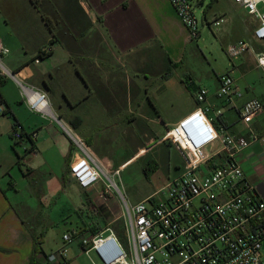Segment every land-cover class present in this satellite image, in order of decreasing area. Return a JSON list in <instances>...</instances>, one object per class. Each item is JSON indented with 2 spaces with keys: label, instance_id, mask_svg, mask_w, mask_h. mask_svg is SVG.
I'll return each instance as SVG.
<instances>
[{
  "label": "crops",
  "instance_id": "0c3cea01",
  "mask_svg": "<svg viewBox=\"0 0 264 264\" xmlns=\"http://www.w3.org/2000/svg\"><path fill=\"white\" fill-rule=\"evenodd\" d=\"M228 1L233 4L231 0ZM79 6L92 25L86 37H90V30H97L100 33L109 61L100 59L98 67L95 55L86 53L79 57L76 63H71L65 48L58 43L50 45L52 36L39 17L42 34L35 33L40 43L31 48L34 52L33 58L28 64L12 66L10 69L27 86L45 93L47 98L56 95L58 91L61 102H56L54 108L48 99L55 119L43 118L30 112L20 94L18 99L11 98L6 92V87L0 89V96L7 106V111L0 116V264H42L46 256L62 248L66 250L65 258H59L53 264H84V256L87 257L91 252L83 251L78 238L84 236L90 239L99 234L105 235L106 229L119 220L118 210L112 209V205L118 203V200L114 195L104 194L102 181L87 190H82L73 181L69 174V166L80 153L75 148L72 138L82 141L92 158L104 172L109 173L112 161L104 151L107 144L106 135L110 132L105 134L101 132L104 121L112 122L110 125L114 127L112 130H115L127 124L125 122L130 117L128 113L131 105L135 109L148 112L142 102L143 97L148 96L147 90L137 86L138 93L133 101H127L126 110L111 115L97 95L91 91L88 77L92 79L98 77L99 83L109 88L108 75L112 73V59L127 61L134 57L136 68L147 69V66L153 67L155 63L156 66H162L161 57L156 59L154 56H147L142 62L137 59L140 53H149L151 50L161 54L162 59L164 56L169 58L177 68L191 42L188 30L181 24L167 0H80ZM56 45L65 50V61L56 67H44L43 64L53 56V47ZM44 48L50 50L49 55L43 59H35L37 53ZM172 70L169 75L163 72L160 78L167 80ZM85 71H88L89 75L85 74ZM85 78L88 82L86 85ZM119 80L125 84L126 90H129L127 82L122 78H118ZM190 80L182 85L192 101L191 106L183 110L170 123L171 125L195 108L192 97L196 89L207 88L198 86ZM5 83L6 80L0 88ZM216 88L217 81L213 90L207 88L209 91L207 102L211 106L209 115L212 113L210 117L214 116V110L218 109L222 113L218 122L214 121V125H223L227 132L232 134H245V128L239 121L240 108L245 101L257 97H246L240 101L241 97L229 105L215 99L213 92ZM91 98L95 101H91ZM260 101L264 104V99ZM12 103L16 106L11 107ZM151 104L155 109L154 104L152 102ZM154 112L158 114L156 110ZM150 115L153 116V111ZM132 119L128 124L132 125L138 120L143 122L139 118ZM15 122L20 125L21 134L27 136L36 134L32 141L34 145L32 152L31 143L25 136L17 143L12 141L11 133ZM238 126L241 127L240 130H237ZM250 127L253 131L264 134V112L252 121ZM156 143L161 142L158 140ZM136 156L133 152L129 159L120 163L121 165L119 164L112 172H118ZM237 160L245 179L254 188L258 197L264 200V146L256 144L247 148L237 155ZM33 195L46 200L48 205L45 210L41 208L37 212L42 214V217L38 218L37 229L29 227L24 218V215L33 213L30 207ZM59 221L63 224L69 222V228L61 233L60 238H50V232L56 224L54 222ZM33 233L42 235V251L36 255H33L31 236ZM66 233L73 237L70 244H65L62 240L63 234Z\"/></svg>",
  "mask_w": 264,
  "mask_h": 264
},
{
  "label": "built area",
  "instance_id": "2783aa9c",
  "mask_svg": "<svg viewBox=\"0 0 264 264\" xmlns=\"http://www.w3.org/2000/svg\"><path fill=\"white\" fill-rule=\"evenodd\" d=\"M191 38L198 37L199 23L196 7L208 28H218L226 22L215 17L207 22L203 0H167ZM257 22L252 31V44L238 40L226 46L230 59L251 53L257 68L264 70V0H231ZM44 52V51H43ZM7 50L0 41V58ZM11 78L20 88V96L28 110L43 118L55 119L47 95L24 84L23 80L1 65L0 79ZM213 92L216 100L232 105L240 99L241 90L230 75L216 78ZM208 89L198 87L192 97L195 108L165 130L160 142L170 144L182 157L183 166L172 177L144 200L128 205L112 184L106 172L92 158L82 141L73 143L80 156L69 166V174L82 190L98 182L104 184V194L116 191L123 207L122 220L128 242L127 252L110 229L87 239L78 238L85 253H95L99 264H264L261 244L264 242V200L245 179L237 155L253 145L264 146V134L253 131L252 121L262 112L264 104L253 98L245 101L239 112V121L245 134L227 132L223 125H214L221 117L207 102ZM6 108L0 103V116ZM35 133L29 137L33 141ZM14 127V143L24 137ZM117 172H115L116 174ZM107 180L108 183L104 182ZM65 244L73 242L63 234ZM65 248L45 257L42 264H53L65 258Z\"/></svg>",
  "mask_w": 264,
  "mask_h": 264
},
{
  "label": "rangeland",
  "instance_id": "374dc122",
  "mask_svg": "<svg viewBox=\"0 0 264 264\" xmlns=\"http://www.w3.org/2000/svg\"><path fill=\"white\" fill-rule=\"evenodd\" d=\"M37 2L41 6L42 13L50 20L54 22L55 19L60 18L52 8H50L49 12L45 11L46 7H50L53 4L60 5L56 0H37ZM204 3L208 23H211L215 17H224L226 22L218 28H208L205 23L202 26L203 13L200 8L196 7L194 14L199 23L198 37L191 38V42L184 52L183 60L177 64L176 69L172 70L167 80L160 78L163 73L162 66H156V63L153 64V67L146 69L144 67L136 68L134 57L129 58L127 61L111 60L112 73L108 75L110 84L116 82L118 78H122V80L127 82L131 93L129 101L134 100L132 93H135L137 86L146 88L148 95H144L142 102L149 114L145 110L135 109L131 105L128 113L130 117L125 122L127 124H123L119 129L112 130L114 128L110 125L112 122L105 120L106 122L104 121L101 128L103 134L110 132L106 135L107 144L104 153L112 161V169L106 175L109 181L116 186L128 205H134L156 192L169 179L178 175L180 168L183 166L181 155L170 144L167 142L156 143L162 138L165 130L171 126L170 123L183 110L191 106L192 101L182 83L187 84L186 81L188 82L191 79L190 81L196 83V85L205 86L213 90L216 78L228 74L241 90L242 98L240 101L246 97L253 96L259 100L264 99V70L256 67L253 55L249 52L240 58L230 59L225 53L226 46L238 40H245L252 44L254 42L252 31L256 28L257 22L248 16L241 7L229 3L228 0H204ZM31 4V0H0V41L7 50L6 56L0 58V62L9 71L12 66L17 67L23 63H30L34 53L31 48L40 43L39 37L35 34L36 32L41 33L38 21L39 13ZM43 51L46 52L47 48H44ZM103 52L100 53L99 50H96L95 57L98 67H100V59L108 60L107 54ZM153 52L151 50L149 53H140L137 59L142 62L147 56L162 57L161 54ZM65 58V50L56 45L53 47V56L43 66L56 67L61 65ZM134 74L139 76L135 77ZM24 84L27 85L25 82ZM162 84L163 86L161 87ZM111 86L114 87L113 85ZM4 87H6V92L11 98L16 97L18 99L20 88L14 80L11 78L6 79L5 85L0 89ZM58 95L57 91L56 95L48 96L50 105L53 108L56 102H61V98ZM146 97H149L155 109L149 107ZM90 100L95 101L94 98ZM10 106L15 107L16 104L12 103ZM152 111L153 116L150 115ZM132 116L143 120L147 124L148 131H145L146 134H143V126H141L140 122L138 124L137 122H133L132 125L128 124L133 120ZM209 116H212V113ZM215 122L218 121L215 120ZM68 127L72 132L71 126L69 125ZM240 129L241 127L238 126L237 130ZM150 131L152 135L148 133ZM144 149L147 150L145 151ZM141 150L144 151L140 153ZM133 152L137 156L127 162L116 174L113 173L112 171L117 169L120 163L129 159V155ZM104 182L108 183L107 180H104ZM114 196L118 203L113 204L112 209L118 210L117 216L122 219V211L124 210L120 203L119 194L115 191ZM30 202L32 203L30 207L33 213L24 215V218L29 227L37 229L39 227L38 218L42 217V214L37 212L41 208L42 210L47 208V201L33 195V199ZM54 223L56 224L50 232V238H60L61 233L69 228V222L65 224L61 221ZM117 240L127 252L128 242L125 233L120 235L119 238L117 237ZM261 253L264 255V242L261 244ZM93 263L99 264L95 253L91 252L87 257L84 256V264Z\"/></svg>",
  "mask_w": 264,
  "mask_h": 264
},
{
  "label": "trees",
  "instance_id": "16d2710c",
  "mask_svg": "<svg viewBox=\"0 0 264 264\" xmlns=\"http://www.w3.org/2000/svg\"><path fill=\"white\" fill-rule=\"evenodd\" d=\"M56 2L60 3V5L53 4L52 6L45 8L46 12H49L50 8H52L53 11L57 15H59L60 18L55 19L53 22L45 14L42 13L41 6L38 5L37 0H31L32 7L39 13L40 19L52 36L50 45L58 43L63 48H65L71 58L69 61L73 64L76 63L79 57H81L82 55H86V53L95 55L96 50H99L100 53H102V51L106 53L105 48L102 44L101 35L97 30H90V37H86L87 32L89 31V29H91L92 25L86 14L79 6L80 0H56ZM59 12H61L62 14ZM49 53L50 50H47L46 52L39 51L35 59H43L44 57L49 55ZM161 60L162 70L164 74L169 75L170 71L176 68V64L171 62V60L166 56H164L163 59L161 57ZM147 67L149 68V66ZM85 74L89 75L88 71H85ZM88 79L89 82H91V91H93V93L97 95L101 103L105 105L107 111L111 113V115L114 113H123L126 110L125 106L127 105V101L129 100V95L131 93L130 89L126 90L125 84L122 81L117 80L113 85L114 87H112L111 84H108L109 88H105L99 83L98 77H96L95 79H92V77H88ZM3 81L5 80L0 79V85H2ZM86 82L87 79L85 78V85L88 83ZM186 87L188 88L189 86ZM137 93L138 90H136L134 94L132 93L133 97H135ZM146 102L149 104V107L151 109H154L149 98L146 99ZM0 103L5 106L7 111V106L3 102L1 96ZM138 122H140L141 126H143V134H146L145 131H148L147 124L139 120L137 121V124ZM14 125V127L20 128V125L16 122ZM148 133L151 134V131ZM25 137L31 143L30 151L32 152L34 150L33 142L29 136L25 135ZM110 228L118 238L120 237V235L125 233L124 223L122 219H119L112 223ZM31 236L33 241V255H36L37 253H40L42 251V235L33 233Z\"/></svg>",
  "mask_w": 264,
  "mask_h": 264
}]
</instances>
